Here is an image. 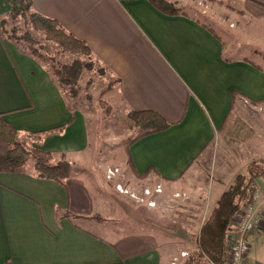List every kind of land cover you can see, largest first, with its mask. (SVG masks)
<instances>
[{
    "label": "crops",
    "instance_id": "crops-1",
    "mask_svg": "<svg viewBox=\"0 0 264 264\" xmlns=\"http://www.w3.org/2000/svg\"><path fill=\"white\" fill-rule=\"evenodd\" d=\"M170 1L178 12L149 0H33L88 43L118 82L125 111L153 110L171 124L129 145L132 174L148 171L137 179L145 184L133 183L143 194L158 185L166 194L195 193L194 164L232 111L257 103L264 118V0H200L212 23L184 8L194 0ZM10 9L0 0V16ZM0 113L22 141L54 160L86 157L84 112L69 105L42 62L1 36ZM94 182L74 165L65 184L35 176L28 165L0 171V264H177L181 251L188 253L183 221L116 187L95 191ZM212 182L210 211L230 185ZM258 183L263 187L264 178ZM259 204L262 222L249 236L247 264H264V197Z\"/></svg>",
    "mask_w": 264,
    "mask_h": 264
},
{
    "label": "rangeland",
    "instance_id": "rangeland-1",
    "mask_svg": "<svg viewBox=\"0 0 264 264\" xmlns=\"http://www.w3.org/2000/svg\"><path fill=\"white\" fill-rule=\"evenodd\" d=\"M199 2L200 0H194L192 7L184 8L190 12L192 10L195 15L212 23L211 19H215V17L212 14L210 16L208 11L203 12ZM219 4L224 5L221 1ZM175 6L179 8L176 4ZM6 26L10 32L15 29L14 32L17 35H24L28 31L34 39L42 42L43 45L50 46V50L41 48L47 57V61L44 63L47 68L52 63L61 66L71 63L76 58L88 60L83 55L63 53L58 46L48 42L40 32L25 27L22 18H8ZM38 47H41L40 44ZM95 63L97 66H101L96 61ZM75 89L76 93H72L68 87L64 89V92L69 105L74 109L81 110L86 115L90 140L89 147L85 152L86 157L79 160L72 159L74 169L77 166L78 170L85 172L92 181L94 177L95 191L103 189L107 185L116 191V187L120 192L132 194L134 199L141 203L149 204L151 200H154L155 206L165 214L183 221L191 234V237H188L190 244L183 246L188 250V253L182 256L181 251L177 256V264H183L189 253L193 251V247H196L195 237L199 235L201 222L206 220L211 212L207 198L210 183L222 178L224 184L231 185V178L236 177V174L242 171L245 173L249 163L264 161V159H254L258 154L264 152L262 109L255 105L257 103L244 102L242 107L232 111L227 124L216 134L212 143L194 164L190 178L198 191L193 194L189 191L188 193L181 191L166 194L156 193L150 187L151 194H146V192L143 194V189L141 191L139 186L133 187V183L136 185L145 183L137 180L141 178L135 173L132 174L127 155L128 141L138 133V128L124 109L118 82L108 71H99L97 67H85L82 68ZM102 100L106 101L109 111H106L101 103ZM24 138L28 141L31 139L30 136ZM19 140L26 146L32 147L22 141L20 137ZM250 156L253 159H250ZM262 164L260 163V165ZM26 165L33 167V159H30ZM128 188L132 191H129Z\"/></svg>",
    "mask_w": 264,
    "mask_h": 264
},
{
    "label": "trees",
    "instance_id": "trees-1",
    "mask_svg": "<svg viewBox=\"0 0 264 264\" xmlns=\"http://www.w3.org/2000/svg\"><path fill=\"white\" fill-rule=\"evenodd\" d=\"M11 9L8 13L0 16V36L18 44L22 50L38 59L43 64L47 57L41 48L50 50V46L34 39L27 31L24 35H17L10 32L6 26L8 18H22L25 27L35 29L53 45L59 47L63 53L83 55L88 60L74 59L71 63L58 65L50 64L48 69L52 73L59 86L64 90L67 87L72 93H76L75 85L81 75L82 68L97 67L99 71H106L96 59L93 50L88 43L67 30L56 18L44 15L34 8L33 0H8ZM158 9L166 13H176L180 9L170 0H149ZM40 44V48L38 45ZM95 61L101 66H97ZM45 65V64H44ZM106 111L109 106L106 101H101ZM128 115L138 128V133L128 141L129 145L138 138L167 129L171 124L158 112L153 110L128 111ZM61 125L54 130L63 128ZM51 130L33 132L36 135H43ZM18 129L0 113V171L18 172L23 171L26 163L33 159L34 174L37 177L56 180L62 184L71 177L73 165L65 159L54 160L51 151L39 148L28 147L19 140ZM127 148L128 162L133 168V161ZM260 163H263L260 165ZM251 162L245 173H239L232 184L223 192L220 199L212 208L207 219L200 228L197 236V249L184 260L183 264H210V260L216 264H223L228 260L230 251L228 237L233 230V220L243 206L247 203H254V191L259 187L258 181L264 178V161ZM134 173L143 178L146 173ZM11 264V263H6Z\"/></svg>",
    "mask_w": 264,
    "mask_h": 264
},
{
    "label": "built area",
    "instance_id": "built-area-1",
    "mask_svg": "<svg viewBox=\"0 0 264 264\" xmlns=\"http://www.w3.org/2000/svg\"><path fill=\"white\" fill-rule=\"evenodd\" d=\"M156 192H162L161 185L155 189ZM146 194H151L149 188L145 190ZM255 202L247 203L242 210L235 215L233 220V230L228 237L229 257L223 264H247V257L250 250L249 236L260 227L262 215L260 210V199L264 197V186L255 189ZM150 205L155 206L156 202L151 200ZM185 255V252H183ZM210 264H216L210 260Z\"/></svg>",
    "mask_w": 264,
    "mask_h": 264
}]
</instances>
